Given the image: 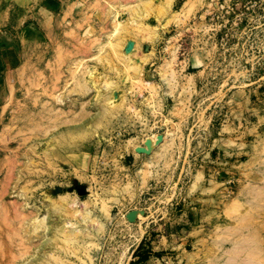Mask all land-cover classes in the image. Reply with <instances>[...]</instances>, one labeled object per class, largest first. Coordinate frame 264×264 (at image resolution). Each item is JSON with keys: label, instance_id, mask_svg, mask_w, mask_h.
<instances>
[{"label": "rangeland", "instance_id": "obj_1", "mask_svg": "<svg viewBox=\"0 0 264 264\" xmlns=\"http://www.w3.org/2000/svg\"><path fill=\"white\" fill-rule=\"evenodd\" d=\"M0 264H264V0H0Z\"/></svg>", "mask_w": 264, "mask_h": 264}, {"label": "bare ground", "instance_id": "obj_2", "mask_svg": "<svg viewBox=\"0 0 264 264\" xmlns=\"http://www.w3.org/2000/svg\"><path fill=\"white\" fill-rule=\"evenodd\" d=\"M148 84H151V83L148 82L147 85H148Z\"/></svg>", "mask_w": 264, "mask_h": 264}]
</instances>
